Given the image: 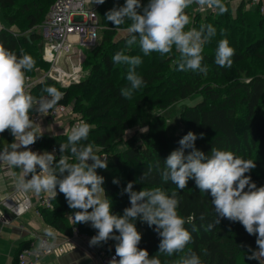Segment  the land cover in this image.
<instances>
[{"label":"trees","instance_id":"1","mask_svg":"<svg viewBox=\"0 0 264 264\" xmlns=\"http://www.w3.org/2000/svg\"><path fill=\"white\" fill-rule=\"evenodd\" d=\"M53 1L0 0L1 15L11 26L0 28V46L15 52L17 56L27 53L33 57L34 67L26 75L35 76L37 66L48 65L43 58L45 41L39 25ZM245 1L239 3L235 12L230 1H223L226 10L217 15L197 13L194 2L184 10L190 19L186 28L199 29L201 25L207 24L216 28V35L203 48L204 58L201 63L206 65L207 71L200 72L178 70L176 64L180 53L174 47L164 55L153 51L145 56L138 43H128V32L119 40H114L116 34L128 28L130 21L114 26L104 16L110 5L109 0H104L97 6L103 26L98 40L100 42L93 46V51L88 55L89 65H84L80 81L63 88L54 80H43L28 92L35 99L45 93L43 89L48 85L64 90L60 101L69 107L73 105L72 111L78 114L80 122L90 125L87 139L79 143L91 144L97 155L102 152L107 154L108 166L98 167L96 171L104 177L103 187L112 202L113 212L122 214L123 209L129 206L128 194L122 192L129 180L135 181V190L160 187L168 194L175 191L179 201L178 214L184 218V226L191 233V239L182 249L171 255L158 252L160 237L154 231V226L149 227L146 222L138 218L136 220L137 230L141 232L138 247L147 249L149 256H157L161 264H181L192 253L198 255L201 264L233 262L227 253L228 245H224L217 236L220 222L227 218L220 217L217 221L211 196L199 190L193 179L187 181L185 188L177 189L174 183L163 181L160 177V170L165 166L164 158L179 146V138L187 131L192 130L198 134L195 146L205 153L211 148L224 149L255 161L256 166L245 175H250L257 187L264 185V66L244 78L243 75L248 72L243 70L239 62L245 53L237 48H233L230 67L223 68L214 62L217 42L225 39L228 32L234 36L238 33L237 41L245 44L246 54L264 61V13L257 7L247 9ZM253 22L258 35L246 41L242 28L249 27ZM118 51L142 57V65L136 66L135 70L143 78L144 84L128 98L120 94V89L128 84L125 79L127 65L115 64L110 59ZM212 80H216V84ZM195 94L200 95V100L195 104L184 102L180 110L179 117L183 125L179 132L167 130L166 120L161 113L151 114L155 107H168L175 101ZM34 113L30 112V117ZM130 119L148 124L149 130L141 132L138 137L127 139L123 150L117 152L116 145L123 139L126 122ZM67 134L42 133L34 144L39 149L42 147L43 151H51L56 146L57 159L67 156L70 162H75L67 149L60 152V143L67 142ZM13 139L8 129L0 132V148L7 147ZM143 173L146 175L143 176ZM114 177L118 183L112 182ZM52 205L40 206L38 211L50 226L63 235H71L73 226L89 236L96 233L97 230L89 222H76L74 217L70 219L77 210L68 207L64 194L59 190L52 197ZM238 239L242 241V245H238L239 252L244 256L242 264H257L246 256L252 247H257L256 235L247 233L243 226ZM114 241L110 238L96 245L109 248ZM28 246L30 242H25L20 248Z\"/></svg>","mask_w":264,"mask_h":264},{"label":"clouds","instance_id":"2","mask_svg":"<svg viewBox=\"0 0 264 264\" xmlns=\"http://www.w3.org/2000/svg\"><path fill=\"white\" fill-rule=\"evenodd\" d=\"M197 2L216 8L219 13L226 10L223 0ZM191 3L192 0H123L122 5L108 10L104 16L114 26L121 25L125 19L130 21L128 43H138L145 56L153 51L164 55L174 47L180 53L178 70L206 72V65L201 63L203 48L216 35V28L212 24L201 25L199 29L186 28L190 19L184 10ZM233 54L228 41L220 39L214 62L223 68L230 67ZM110 59L115 64L127 65L128 84L120 89V94L128 98L144 84L135 70L142 63V57L118 51ZM34 64L29 54L17 56L0 46V132L8 129L14 137L7 147L0 149V162L21 170L17 190L25 194L44 192L51 197L56 196L57 190L62 192L68 207L77 210L73 213L75 221L89 222L97 230L89 239L90 245L110 238L116 241L109 264H161L157 256H149L147 249L138 247L141 232L137 230L136 220L154 226L160 237L158 252L171 255L182 249L191 239V233L178 214L175 191L168 194L160 187L135 190V181L129 180L122 192L128 194L130 204L122 214L113 212L103 187L104 177L96 171L98 167L108 166L107 157L97 155L91 144L79 143L88 137L87 122L74 125L67 134V142L59 146L60 152L67 149L75 162H70L67 156L57 159L55 151L37 152L26 147L42 134L33 130L30 112L48 113L63 95L55 86L48 85L43 89L47 96L34 101L26 91V72ZM197 135L189 130L179 138V146L163 160L165 166L160 170V177L174 183L177 189L185 188L187 181L193 179L199 190L211 196L218 222L220 217L239 221L247 233L256 235L258 247L246 252V256L261 264L264 260V185L257 187L250 175H245L256 166L255 161L224 149L211 148L210 154L205 153L195 146ZM112 182L118 183V179L114 177ZM5 207L19 211L18 206L5 203ZM181 264H201V260L192 253Z\"/></svg>","mask_w":264,"mask_h":264},{"label":"built area","instance_id":"3","mask_svg":"<svg viewBox=\"0 0 264 264\" xmlns=\"http://www.w3.org/2000/svg\"><path fill=\"white\" fill-rule=\"evenodd\" d=\"M229 1V0H223ZM252 6L259 8L264 13V0H248ZM195 4L196 12L199 14L216 13V8H209L207 5H200L197 0H192ZM98 3L92 4L91 0H54L51 4L48 13L41 22L40 28L44 37L43 58L51 63V67L47 71H39L35 76L26 75V91L27 93L34 87V85L43 80L58 81L61 87L66 88L75 82H79L82 75L81 57L77 63L72 62V68L66 69L65 66L57 64L58 58L62 51L69 50L74 45H84L93 47L100 39V32L103 26L97 12ZM0 28H6L0 22ZM73 54H66L65 58H72ZM64 96L65 91L60 89ZM43 93L36 97L34 101H39L41 97H46ZM60 99V100H61ZM57 103L49 109L48 113L35 112L31 118L33 125L37 124L44 115L48 119H55L63 112L67 111L69 106L62 101ZM30 150H37L39 147L32 143L27 146ZM1 149V148H0ZM51 151H55L57 155V147L53 146ZM101 156L107 157L102 153ZM0 164H7L0 162ZM17 192V191H16ZM14 192V193H16ZM37 201L40 206L52 207V197L47 193L41 192L37 195ZM40 213V212H39ZM1 214V209H0ZM73 219V216H71ZM5 222L0 215V236L2 232L1 224ZM86 233L82 232L77 226H73L71 235L65 237L63 242H54L48 235H40V243L38 245L32 244L28 247H23L17 257V264H34L42 255L61 254L68 251L70 247H76L74 239L85 237ZM114 241L109 248H100L97 245H90L88 248L95 256L96 264H109V261L115 254ZM119 259V257H116Z\"/></svg>","mask_w":264,"mask_h":264},{"label":"rangeland","instance_id":"4","mask_svg":"<svg viewBox=\"0 0 264 264\" xmlns=\"http://www.w3.org/2000/svg\"><path fill=\"white\" fill-rule=\"evenodd\" d=\"M241 1L242 0H230L229 3L232 6L234 12L236 11L237 6L239 5V3ZM108 4H110V5L107 8H108V10H110L113 7H118V6L122 5L123 0H109ZM245 7L247 9H250V10L255 9V6H252L248 0L245 1ZM218 13L219 12H216L215 15H217ZM127 21L128 20L125 19L124 23ZM0 22L6 28L11 27L10 24H7V22L3 19L2 15H1V11H0ZM40 25H41V23H40ZM40 25H39V28H40ZM124 29L125 30L122 29V32L120 31L118 34H116V36H114L113 39L119 40L120 38H122V36L126 32H128L127 28H124ZM232 35L233 34H230L228 32L226 34L225 39L228 41V43L231 47L237 48L241 53H243V52L245 53L244 58L239 62V64L241 65V67L243 68V70L245 72H248V73L243 75V77L245 76L244 78H247L250 74H252V72L254 70L264 66V61L260 60V59L258 60L253 55L246 54L245 44L244 43L242 44L239 41H237L238 33L235 34V36L233 35L234 38ZM242 35L246 38L245 39L246 41L252 40L255 36L258 35V32L256 31V26L254 25V22L249 27L244 26L242 28ZM99 42L100 41H98V43ZM70 49H71V51L70 50L62 51L60 53L57 64L60 66H65L66 69H70V68H72L71 63L72 62L77 63L80 60V56H82L81 57V59H82V61H81L82 70H80V74H84V65L87 63V61L89 59L88 55L93 51V47L78 44V45L72 46ZM66 54H73L72 58L64 59ZM47 63H48L47 67L37 66L36 67V73H39V71H41V70L42 71L49 70L51 67V63H49L48 61H47ZM87 65H89V63H87ZM27 75H30V74H27ZM31 76H34V75H31ZM52 80H54V79L52 78ZM54 81L59 83L56 80H54ZM211 82L215 83L217 81L212 80ZM199 100H200V95L195 94V95H193L187 99L175 101L174 103H172L168 107H155V109H153L151 111V114L153 115L155 113H161L162 116L166 120L167 130L169 132H171V131L179 132L180 129L182 128V125H183L181 120H180L179 113L183 107L184 102L189 103V104H195ZM71 107H69L67 111L63 112L59 117H57L55 119H48L43 115L37 124L42 125L44 127V129H46L45 131L48 133H53V132L55 133V132H62V131L69 132L74 125H77L80 123L79 116H77L78 114H75L72 111L73 105ZM142 129H145V130L142 131ZM148 130H149L148 124H142L139 121L132 120V119L128 120V122H126V125H125L124 137L116 145L117 152H120L121 150H123V148L125 147V142L127 139L134 137V136L138 137L141 132H144V131L148 132ZM102 153L106 154L105 152H102ZM99 155L101 156V154H99ZM133 166H134V164H133ZM161 189L164 190L163 188H161ZM242 228H243V225L239 221H231L229 219L221 221L219 226H218L217 236L219 237V240H221L224 243V245H226V246L228 245L227 246V249H228L227 253L230 257V260L233 261L230 264H242V259L244 256L242 255V253L239 252L240 248L238 249V247H239L238 245H240L242 242V241L240 242V240L238 239L239 238V232L242 230ZM74 242L76 243L75 239H74ZM257 247H252L251 249H255ZM253 260L255 262H257V264H259V261H257L256 259H253ZM261 264H264V260L261 261Z\"/></svg>","mask_w":264,"mask_h":264},{"label":"crops","instance_id":"5","mask_svg":"<svg viewBox=\"0 0 264 264\" xmlns=\"http://www.w3.org/2000/svg\"><path fill=\"white\" fill-rule=\"evenodd\" d=\"M33 129L40 133H48L39 124H34ZM35 151L41 152L43 148L40 147ZM20 174V169L0 164V215L5 221L1 224L0 264H17L20 247L25 242H30V246L38 245L40 235H48L57 243L63 242L66 237L50 226L39 213L37 193L30 191L25 194L17 190L16 182ZM5 203L18 206L19 211H10L5 207ZM90 237L86 234L85 237L75 238L76 247H70L61 254L42 255L34 264H96L95 256L88 248Z\"/></svg>","mask_w":264,"mask_h":264},{"label":"bare ground","instance_id":"6","mask_svg":"<svg viewBox=\"0 0 264 264\" xmlns=\"http://www.w3.org/2000/svg\"><path fill=\"white\" fill-rule=\"evenodd\" d=\"M71 51V49H69ZM68 51V50H67ZM67 53V52H66ZM64 55V54H63ZM60 60V59H59Z\"/></svg>","mask_w":264,"mask_h":264}]
</instances>
